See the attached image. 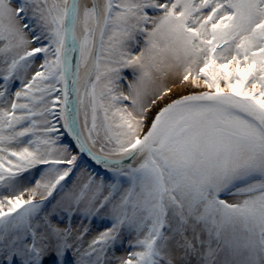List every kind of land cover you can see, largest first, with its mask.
Masks as SVG:
<instances>
[{
  "label": "snow or ice",
  "instance_id": "6c2138e0",
  "mask_svg": "<svg viewBox=\"0 0 264 264\" xmlns=\"http://www.w3.org/2000/svg\"><path fill=\"white\" fill-rule=\"evenodd\" d=\"M0 264H264V0H0Z\"/></svg>",
  "mask_w": 264,
  "mask_h": 264
}]
</instances>
